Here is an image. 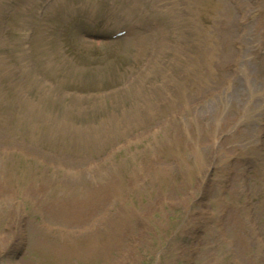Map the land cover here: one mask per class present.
Masks as SVG:
<instances>
[{
    "label": "rangeland",
    "instance_id": "1",
    "mask_svg": "<svg viewBox=\"0 0 264 264\" xmlns=\"http://www.w3.org/2000/svg\"><path fill=\"white\" fill-rule=\"evenodd\" d=\"M92 1L99 9L100 20L88 26L75 16L72 17L67 8L68 4L80 0H0V5H4L0 8V264H111L103 259L105 256L102 258L98 245L86 247L79 235L75 236L64 226L70 222L71 212L81 211L83 207L89 214L97 216L112 198L117 203L114 212L132 211L130 225H124V230L129 233L128 226H138L142 235L141 243H137L131 253L128 250L129 263L126 264H250L246 261L247 252L239 250L233 241L231 225L235 211L227 203V195L232 184L242 182L244 190L239 199L245 203V214H248L249 205L254 206L257 217L251 221V227L264 230V142L261 149L257 142L250 144L255 162L248 168V174L243 173L237 163L229 167L235 169V179L229 183L228 172L208 167L221 166V156L225 155L221 151H207L206 145L210 143L208 133L185 139L175 121L163 122L170 115L172 117L175 111V105L166 109L162 104L163 100H169L167 97L172 92L160 91L161 94L153 102V94L142 90L144 86L151 87L157 82L168 81V73L172 72L171 77H178L189 68L184 50L185 47L193 49L197 42L191 41L193 35L186 24L185 10L179 7L175 11L180 17V28L173 41L174 44L176 39L181 41V54L176 57L175 46L168 49L171 53L164 55L167 60H161L162 69L156 71L150 65L129 88L130 97L137 98L139 113L149 114L143 118V125L134 127L127 124L115 138L104 136L101 141L94 137V127L97 124L106 125L103 129L105 132L116 126V113H107L103 108L105 104H94L75 97L73 102L79 105V111L65 106L66 113L71 115L56 114L59 106L70 101H63L59 96L65 87L101 83L103 86H97L96 89H104L121 84L128 77L136 75L134 72L151 47L133 45L132 42L121 43L120 46L105 45L90 39L92 36L87 33L96 36L126 26L130 17L117 16L116 10H127L131 1L143 5L147 10L143 13L149 18H164L168 14L164 13L163 6L158 7L160 12L153 9L151 0H112L114 5H108L107 1ZM247 2L259 8L255 16L251 17L250 34L247 36L238 17L240 12L236 0H210L204 11V25L212 38L211 46L216 44L217 51L215 56L212 55L214 75L207 89L218 91L224 82L230 64L237 58L234 41L243 45L245 52L250 55L248 60L240 58V70L244 68L251 75L252 91L256 95L250 98L251 91L248 92L245 101L248 107H244L246 112L239 111L243 107L238 109L231 102L222 107L223 113L230 111L224 121H209L214 127L225 126L227 130L224 132H229V124L241 121L245 113L249 120L255 115H262L264 119V58L260 53L264 36V29L261 34L263 17L260 11L264 13V0ZM202 20L200 15L197 21ZM227 25L229 29H225ZM147 34L149 38L150 33ZM42 54H45L44 61L41 59ZM170 57L174 66L177 65V71L173 65L169 71H164L163 67L170 63ZM28 65H33L34 71ZM24 74L28 77L27 81L22 79ZM46 77L55 80V85H50ZM231 77L234 78L232 71ZM234 88L242 93L239 83H235ZM226 89L223 87L221 91ZM32 90L40 92L42 98H31L29 92ZM232 91L225 102L236 99ZM14 92L17 96L11 99ZM27 92L29 96L23 97L22 94L26 95ZM225 94L216 95L205 103L209 101L207 105L212 104V109H218L225 104ZM24 100L29 103L25 108ZM16 101L18 103L14 105ZM196 102L199 108L206 106ZM135 104L131 106L133 109ZM89 107L98 114L91 113L89 116ZM235 111L241 113L239 118L235 116ZM201 113L211 115V110L209 107L202 108ZM120 114L129 115L130 112L126 109ZM73 115L84 121V124H79L81 120L77 121ZM195 116L197 114H193ZM59 125L62 129L57 128ZM140 130L141 140L106 154L115 143ZM262 130L264 128L260 127L259 131ZM148 131L150 134H147ZM223 135L222 146H227L228 150L233 134ZM236 151L240 153L237 147ZM188 152L194 156L192 161L185 158ZM211 154L213 161L208 159ZM102 156L107 159L104 163L100 161ZM88 161L100 164L97 170L93 168L80 177ZM140 163L149 167L154 165L152 179L161 181L162 188L166 189L172 182L179 184V181L185 180L182 200L165 202L162 194L158 199H153L158 193L146 191L154 184L147 179L148 172L132 168ZM196 166L204 169V172ZM73 171L76 175H73ZM196 171H200L198 177L195 176ZM103 174H107V177ZM133 175H136L138 183L143 181L141 187L138 183L124 186V182L128 183ZM102 176L116 184L120 192L103 197V192H96L102 187ZM222 181L228 185L224 186ZM92 198L95 205L90 208L85 203L91 200L93 204ZM56 210L64 215L65 221L57 219ZM142 212L145 214L143 218L148 220L139 226L136 215ZM57 226L60 230H55ZM14 234L22 235L24 240L19 241ZM251 234L256 237L260 232L255 234L252 229ZM132 235L138 239L134 232ZM214 241L215 245H212ZM121 242L124 247L130 245L126 236H122ZM11 244L13 248L10 250ZM93 248L97 251L94 256L88 253ZM256 252L260 264H264V249L258 243ZM153 255L152 262L149 259Z\"/></svg>",
    "mask_w": 264,
    "mask_h": 264
},
{
    "label": "bare ground",
    "instance_id": "2",
    "mask_svg": "<svg viewBox=\"0 0 264 264\" xmlns=\"http://www.w3.org/2000/svg\"><path fill=\"white\" fill-rule=\"evenodd\" d=\"M158 2L157 0H152V3ZM210 0H181V1H173V3L169 6L172 7V9H176V7H183V9L188 10V16L191 18H194L195 16L198 17V15H203L206 4L209 3ZM174 14L171 13V15L167 16L168 18V23L170 24L167 26L166 23V17L164 20V26L165 30L163 33L165 34V37H167L166 33V27L175 28L178 25V22H176V17H173ZM154 20V19H153ZM191 31L195 34V36L198 37L197 40V46L195 48V51L192 52V56H190V51H188V59L187 63L190 64L189 66V73H188V79H184L182 81H179L178 79H175L177 88L179 90V97L182 100H186L188 105H187V110L185 112H190L193 109L192 106V99L196 98L195 93L197 95H201L204 92L201 91L202 89H205L209 85V81L212 78V73H213V56L216 54V44L213 46H209V43L211 44V36L207 32V28L203 26V30L201 29L199 23H194L190 22L188 23ZM225 29H229V25ZM154 31V30H153ZM155 32V31H154ZM224 35L225 33H222ZM215 37V36H214ZM221 37H218L217 39H220ZM165 42H171V38L167 37L164 38ZM212 45V44H211ZM219 46V43H218ZM217 46V47H218ZM226 66V64H224ZM190 103V104H189ZM199 118V117H197ZM194 120L197 122L198 120L194 118ZM198 127V125H197ZM195 128V127H194ZM186 129V134L187 135H193L196 134L199 136V132L197 129ZM21 241V239L19 238Z\"/></svg>",
    "mask_w": 264,
    "mask_h": 264
}]
</instances>
